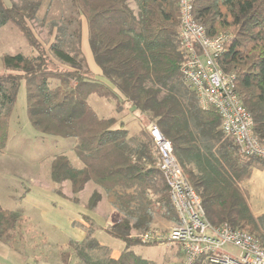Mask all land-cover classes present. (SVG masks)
I'll list each match as a JSON object with an SVG mask.
<instances>
[{
    "label": "trees",
    "instance_id": "1",
    "mask_svg": "<svg viewBox=\"0 0 264 264\" xmlns=\"http://www.w3.org/2000/svg\"><path fill=\"white\" fill-rule=\"evenodd\" d=\"M41 1L8 8L0 0V28L12 23L37 52L33 59L1 58L6 73L0 74V151L8 142L10 114L22 83L30 126L44 137L73 139L72 151L82 165L75 168L65 155L55 156L52 183L68 182L74 203L87 183L103 191L120 214L104 232L124 245L115 258L95 256L100 245L93 238L94 223L83 215L84 238L67 242L62 264L71 256L80 264H153L129 249L166 242L142 240L153 233L156 218L178 224L147 125L133 144L122 122L99 116L89 105L91 96L114 99L144 116L170 141L206 220L248 232L264 251V212L254 216L246 187L253 167L264 161L241 154L222 132L215 110L201 109L182 82L177 0H65L79 19L58 30L48 52L68 70L50 68L53 62L24 22L35 18ZM192 18L208 37L228 35L218 65L234 75L238 99L253 120V135L264 145V0H193ZM80 19L99 76L86 69L81 55ZM101 199L102 193L93 190L86 210H94ZM23 221L22 209L0 205V243H9Z\"/></svg>",
    "mask_w": 264,
    "mask_h": 264
},
{
    "label": "rangeland",
    "instance_id": "2",
    "mask_svg": "<svg viewBox=\"0 0 264 264\" xmlns=\"http://www.w3.org/2000/svg\"><path fill=\"white\" fill-rule=\"evenodd\" d=\"M2 1L10 8L29 6L31 0ZM74 19L79 17L65 0H42L35 18L32 21L27 18L24 20L55 65H50L51 69L68 70L55 61L48 52V47L58 30L66 28L67 22ZM80 20V52L86 69L93 74L98 69L87 44L85 23L83 19ZM4 55H19L33 59L37 52L29 47L15 25L7 23L0 28V74L6 73L1 64ZM88 103L99 116L114 117L118 122H122L133 144L135 139L139 138L140 129L146 125L148 129L150 126L144 116L137 112L132 113L127 105H118L114 99L107 101L91 96ZM9 123L8 142L0 151V205L10 210L22 209L25 220L17 235L11 240L13 243L8 250L0 244L1 264H24L32 259L42 264H61L64 258L62 254L69 251L68 247L64 248V244L69 240H83L87 225L82 218L83 215L88 216L94 223L93 238L100 245L95 256L101 259L117 257L124 249V245L109 237L104 228L117 221L120 214L111 205L107 195L92 183H87L84 190L75 196L76 203L72 202L74 196L68 182L58 186L52 183L50 164L55 156L65 155L75 168H81L82 165L72 151L73 139L44 137L30 126L25 111V92L22 83L16 94ZM262 166H264L262 162H259L258 166L255 165L251 177L246 182L251 209L256 217H260L264 212ZM93 190L100 191L102 199L94 210L87 211L85 205ZM173 227L174 225L156 218L151 230L152 234L160 236L169 234ZM129 250L149 258L153 264H180L182 260L179 247L174 242L137 245Z\"/></svg>",
    "mask_w": 264,
    "mask_h": 264
},
{
    "label": "built area",
    "instance_id": "3",
    "mask_svg": "<svg viewBox=\"0 0 264 264\" xmlns=\"http://www.w3.org/2000/svg\"><path fill=\"white\" fill-rule=\"evenodd\" d=\"M192 1L177 0L183 82L201 109L215 110L222 132L232 139L241 154L264 161V145L253 135V120L238 99L235 77L224 73L218 65L228 35L208 37L192 18ZM147 130L178 224L167 235L146 234L142 240L176 243L182 255L180 264H264V251L253 235L227 225L213 226L206 220L200 198L173 158L170 141L152 124Z\"/></svg>",
    "mask_w": 264,
    "mask_h": 264
},
{
    "label": "crops",
    "instance_id": "4",
    "mask_svg": "<svg viewBox=\"0 0 264 264\" xmlns=\"http://www.w3.org/2000/svg\"><path fill=\"white\" fill-rule=\"evenodd\" d=\"M96 66V65H95ZM97 68V67H96ZM98 69V68H97ZM93 74L95 75V76H99L100 75V71H99V69L96 71V72H93ZM136 113V112H135ZM2 207V206H1ZM3 209H5V210H10V209H8V208H6V207H2ZM25 220V219H24ZM83 238H84V236H83ZM11 240H13V239H11ZM11 240L9 241V243H7V244H2V243H0L1 245H3V247L6 249V250H8L7 248H9L10 247V245L13 243V242H11ZM73 241H75V242H80V239H76V240H73ZM64 248H66L67 249V244L65 243L64 244ZM10 251V250H9ZM0 264H1V262H0ZM24 264H42V263H39V261H37V260H35V259H32L31 261H27L26 263H24ZM61 264H62V262H61ZM68 264H80L79 262H78V260L77 259H75L73 256H71L70 258H69V260H68Z\"/></svg>",
    "mask_w": 264,
    "mask_h": 264
}]
</instances>
